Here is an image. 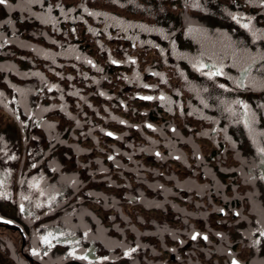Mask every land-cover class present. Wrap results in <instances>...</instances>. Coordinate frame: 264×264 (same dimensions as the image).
Segmentation results:
<instances>
[{
  "label": "flooded vegetation",
  "instance_id": "flooded-vegetation-1",
  "mask_svg": "<svg viewBox=\"0 0 264 264\" xmlns=\"http://www.w3.org/2000/svg\"><path fill=\"white\" fill-rule=\"evenodd\" d=\"M211 1L197 0L199 4ZM215 5L223 7V0H215ZM42 16L52 23L51 8ZM75 16L72 21L65 18L58 23L57 35L65 37L58 40L67 49L68 39L72 40L69 31L73 33L74 26L77 46L87 51L78 52L80 59H75L71 67L66 60L56 73L48 60L46 84L51 87V95L52 86L62 88L68 76L77 79L74 88L80 89L82 100L91 101L94 108L98 137L102 107H118L121 116L112 108V120L119 116L126 121L129 142L123 148L125 162L117 160L121 148H116L109 165L126 169L116 175L111 168L112 182L108 186L116 198V188L124 186L123 198L130 199L128 214H143L141 254L134 262L232 264L236 260L238 264H264V237L258 232L264 228L258 223L264 220V180L259 178L264 175V165L259 163L261 158L243 121L237 123L236 117L225 110L232 107L241 111L233 103L237 100L248 104L256 113L253 136L264 145V137L257 135L264 132V88L238 89L228 79L240 76L239 69L232 67L233 50L239 60L244 49L264 51V40L253 43L251 35L242 34L245 29L234 20L227 22L233 23L231 30L217 25L207 36L199 37L182 34L178 18H166L163 13L144 17L143 27H136L130 18L125 34L121 26H114V14L89 18L85 11L78 10ZM55 32L52 27L43 31L50 36L46 51L52 52L51 35ZM210 56L226 57L225 76L210 80L193 68L197 58L211 64ZM113 60L118 63H111ZM38 61L32 56L31 77L35 81L43 74L37 71ZM252 76L261 79L264 73L253 71ZM161 95L167 99H139ZM61 101L65 105L79 103L74 97ZM111 130L117 133L115 124ZM100 150L96 149L95 161L98 180L102 175ZM175 156L182 158L177 160ZM118 177H124L120 185L116 184ZM195 233L201 236L192 240ZM205 235L207 241L202 238ZM255 240L260 243L255 244Z\"/></svg>",
  "mask_w": 264,
  "mask_h": 264
},
{
  "label": "rangeland",
  "instance_id": "rangeland-1",
  "mask_svg": "<svg viewBox=\"0 0 264 264\" xmlns=\"http://www.w3.org/2000/svg\"><path fill=\"white\" fill-rule=\"evenodd\" d=\"M83 1L79 0L78 3ZM102 1L108 4H124L123 0ZM73 2L77 3V1L70 0L69 4L73 5ZM74 5L73 8L77 9L78 6ZM229 5L236 8V3L229 1ZM258 9L251 10L253 14H256V17H258ZM184 12L181 11V14L183 15ZM199 13L205 15V18H200L186 27V31L188 30L190 35L205 37L213 28V23L217 24L216 21L230 19L226 13L216 21H209L208 14L209 17H206V13ZM239 16L253 17L248 12ZM90 22L93 23V21ZM244 33L249 35L246 30ZM66 81L68 88V83L75 84L77 79L68 76ZM14 85L16 84L3 83L0 88V93L3 94L0 96V137L3 138L0 140V181H3V184L0 185V193L7 195L6 199L0 198V218L11 221L12 223L7 224L12 226L18 225L21 232L2 227L6 223L0 221V264H43V262L63 264L75 259L79 260L82 257H86V259L82 258L86 264H130L134 258L125 256V252L132 248H135L136 251L131 255L138 259L137 254H141V248L140 245L134 243L133 229L127 230L118 222L126 224L134 219L127 212L131 207L130 199L123 198L126 194L124 186L116 188L119 192V196L116 198L112 193L107 194L102 191L105 184L96 183L93 187L92 181H89L92 178L91 172L83 168L86 164H90L89 169L95 167L96 146L89 142L93 137L88 135V138H85L83 149L80 148V144L73 147L70 162L77 161L79 172L82 169L83 172L88 173L89 177V180L81 181L79 173L75 174L73 170L65 172L67 169L73 168L77 162L65 163L66 157L62 152L51 154L48 140L42 135L44 134L43 127H46L47 124L33 121V117L29 118L33 106L30 110V105L25 103L29 102L30 96L24 97L20 91H17L20 88ZM54 91L57 92L56 89L52 92ZM45 102L42 103L44 105L42 109L46 108V113L49 114L50 108ZM36 113L38 116L41 113V108L37 109ZM110 144L111 142H108L103 146L107 147ZM13 156L15 159H10ZM109 156L111 155L109 154L105 158ZM53 158L58 163H62L58 171L45 169L46 162L50 163ZM81 158L83 160H80ZM111 168L116 175L123 174L126 169L125 166L117 169L112 164ZM93 172L96 173L95 168H93ZM72 176L77 179L74 184L66 181ZM119 181L117 180V185H120ZM30 184H34L36 187H30ZM95 187L99 192L102 191V195L94 194ZM41 191L44 193L43 195H41ZM52 196H55L56 199L49 206ZM37 203L41 207H36ZM20 204L25 207L23 214L19 209ZM112 211H117L116 218L114 214L111 215ZM134 221L138 225H142L141 219L136 218ZM49 232L58 236L59 242L53 239L52 243L55 246L47 249L48 254L44 255L46 246L41 237L46 236ZM23 233L27 240V253L33 257L31 261L22 258L20 254L22 239L20 235ZM141 234L138 239L140 243ZM24 243L23 241L22 244ZM33 249L40 252L39 258L31 254ZM73 251L75 254L70 256L69 253ZM139 260L133 264H140Z\"/></svg>",
  "mask_w": 264,
  "mask_h": 264
},
{
  "label": "snow or ice",
  "instance_id": "snow-or-ice-1",
  "mask_svg": "<svg viewBox=\"0 0 264 264\" xmlns=\"http://www.w3.org/2000/svg\"><path fill=\"white\" fill-rule=\"evenodd\" d=\"M22 3H27V4H33V3H40L41 0H21ZM115 2V0H114ZM246 3H248L249 5H256L259 7H264V0H246ZM0 5L5 6L7 8H13L12 5H10L8 3V0H0ZM187 6V5H186ZM193 6L194 7H199V4L197 3V0H193ZM84 11L87 12L88 15L90 16H106L105 13H100V12H90L88 11L87 8L84 9ZM228 15L231 17L232 20H234L238 25H240V27L244 28L247 32H249V34L252 37V41L253 43H256L257 41H261L264 40V29H258L254 26L253 24V20L255 19L254 17H247V16H237L234 13L229 12ZM45 23L48 22V20L44 21ZM118 26L122 25L123 22L122 21H118L117 22ZM113 25H108V27H112ZM129 27H131V25H129ZM139 27H143V26H139ZM91 31V29H90ZM95 34V33H94ZM226 57H218V58H214L212 56L209 57V60L212 61L211 64H207V63H203L201 59L197 58L194 62H193V68L200 72L201 75H204L206 77H208L210 80L215 79V77L217 76H225L226 73L224 72V68H225V63H224V59ZM76 59H80L79 56L76 57ZM232 59H233V64L232 67H237L240 71V76L239 78H232V77H228V79H232L233 83L235 84V87L238 89H243V88H254V87H260V88H264V78L261 79H257L256 77L252 76V72L256 71L258 73H264V51L261 52H257V53H251L249 52L247 49H244L242 51V53L240 54L239 60L237 59V53L235 50H233L232 52ZM87 64L91 65L92 67H96V65L93 63V61L91 60H86L85 61ZM111 63L115 64L118 63L117 61L113 60L111 61ZM132 63H135V61H132ZM34 75H39V73H34ZM54 87V86H52ZM145 87H147V85H145ZM221 88H225V85L221 84L220 85ZM49 90H51V87H49ZM227 90V89H226ZM17 91H20L19 89H17ZM205 91H207V89H205ZM3 94L0 93V96H2ZM101 95H104V93H101ZM139 99L141 100H146V101H150V100H154V99H159L161 101L166 100L167 98L164 97L163 95H161L160 97H152V96H141L139 97ZM234 104H236L237 106H239V108L241 109V111H237L235 109H233L232 107H226V111L232 115L233 117H236V122L240 123L241 120L244 123V127L247 129L250 137H252V142L254 145H256V152L257 155L261 158L259 163L261 165H264V145H261L260 142L253 136L254 133V124L256 123V113L254 111H252V109L250 108V106L240 100L234 101ZM261 107H264V105H262ZM191 115V113H189ZM31 119V117H29ZM121 124L126 123L125 121H120ZM148 128H153V125L151 124H147L146 125ZM173 131H175V129H173ZM215 131V129H214ZM106 136L109 137H113L114 134L112 132H106L105 133ZM257 135L264 137V132L258 133ZM3 138L0 137V140H2ZM227 139V137H226ZM157 156H160V153L157 152L156 153ZM175 159L179 160L182 157L181 156H175ZM196 158L200 159L199 155L196 154ZM10 159H15V157H10ZM109 160H113L114 157L113 156H109L108 157ZM261 180H264V175H261L259 177ZM3 184V181H0V185ZM30 187H36V185L34 184H30ZM44 193L41 191V195H43ZM0 198H7V195L4 193H0ZM25 199H28L27 197H25ZM56 199L55 196L50 197V201H49V206H51V202L54 201ZM36 207H41V205L39 203L36 204ZM20 212L23 214L25 212V207L23 204H20L19 206ZM219 211H223L222 209ZM236 215H240V213H236ZM0 221L4 222V223H12L11 221H6L3 220V218H0ZM258 223L264 224V220L258 221ZM259 232V236L260 237H264V228H260L258 229ZM201 234L200 233H195L191 236L192 240H196L198 237H200ZM51 237V239H50ZM204 240L207 241L208 237L205 235L202 237ZM56 240L57 242H59V237L58 236H54L51 232H49L46 236L41 237L42 242L44 243V245L46 246V250L44 251V255H47V249H50L52 247H54L55 245L52 243V240ZM255 244H259L260 240H255L254 241ZM136 249L132 248L129 251L125 252V256H130L132 252H135ZM33 256L36 257H40V252L37 251L36 249L32 250L31 253ZM74 251L70 252L69 255H74ZM85 258L86 257H82ZM232 264H238V262L236 260L232 261Z\"/></svg>",
  "mask_w": 264,
  "mask_h": 264
}]
</instances>
